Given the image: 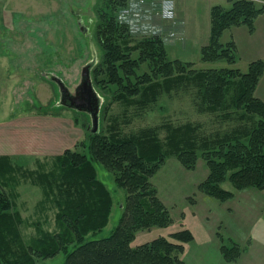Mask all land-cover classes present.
<instances>
[{"label": "trees", "instance_id": "trees-1", "mask_svg": "<svg viewBox=\"0 0 264 264\" xmlns=\"http://www.w3.org/2000/svg\"><path fill=\"white\" fill-rule=\"evenodd\" d=\"M230 2L227 8L217 5L210 10L208 44L201 48V62L233 65L237 47L233 41L221 43L223 33L244 27L252 34L256 19L264 15V4ZM98 3L95 38L102 61L90 77L93 73L94 83L111 92L113 102L126 111L136 107L144 112L163 94L195 89L199 113L215 114L228 110V92L235 87L231 105L253 122L234 133L210 137L200 133L199 124L168 122L122 134L116 120L107 134L99 127L96 133L90 132L88 145L79 143L82 152L67 149L52 158V163L39 162L36 169L15 164L14 157H0V264H38L59 255L63 264H183L179 256L194 239L187 229L132 245L137 231L166 228L171 223L169 210L151 183L170 158L188 171L202 159L208 174L197 189L221 203L234 198L233 192L221 187L225 182L236 191H264V103L254 96L264 61L251 62L245 73L233 68L194 69L193 63L171 60L164 40L156 34L141 33L137 38L138 33L119 19V13L129 7L127 0ZM143 64L149 71L139 75ZM96 164L113 174L117 188L127 193L122 217L104 238L97 235L108 225L113 199L97 177ZM22 181L41 190L39 205L50 204L56 210L55 229L42 230L36 224V235L29 240L22 234L25 220L14 200ZM217 237L222 258L236 262L243 252L239 245H224L221 236Z\"/></svg>", "mask_w": 264, "mask_h": 264}, {"label": "rangeland", "instance_id": "rangeland-1", "mask_svg": "<svg viewBox=\"0 0 264 264\" xmlns=\"http://www.w3.org/2000/svg\"><path fill=\"white\" fill-rule=\"evenodd\" d=\"M5 1L6 14L3 16L0 14V24L3 26L0 27V55L18 56L23 63L21 71L15 72L14 76L0 79V82H4L2 86L8 85L0 87V96H4L7 102L16 94L17 99L22 98L27 102L29 98L27 92L32 94L34 92L32 98L36 103H32L30 110L34 115L29 118L30 120L23 121L29 124V129H23L21 133L30 131L35 138L32 139L35 145L32 144L31 148L39 155L37 160L32 159V156H18L14 158V163L27 169H36L38 163H44L45 159L47 163H52V158L65 150L75 149L82 152L81 145L83 143L88 145L92 129L90 116L61 105L58 86L45 75L55 74L68 90L74 93L81 82L83 67L90 66L94 61L90 68L91 74V71L100 65L102 51L95 38L97 22L95 8L98 7L100 0ZM217 2L134 0L133 3L137 5H133L128 1L129 7L136 10L129 13L132 15H128V19H131L133 29L138 27L141 33L150 32L161 37L171 60L193 63L194 69L197 70L233 68L245 73L251 63H248L249 60L264 55V23L261 26L260 37L256 35L247 40L239 33V36L236 35L237 32L234 34L239 39L242 49L237 50L238 58L233 65L226 61L204 63L200 60L201 48L208 44L210 10L218 5ZM254 2L258 5L264 4V0ZM10 3L18 6V9H12ZM166 5L173 8L171 19H166L162 15L161 10ZM10 10L19 12L21 18L10 15ZM15 21L18 26L13 30ZM234 30L235 28H232L230 32H225L221 37V43L230 42L229 33ZM141 33L136 35L137 38ZM261 60L264 61V58ZM1 66L8 67L5 64ZM25 67L37 70L28 72ZM148 71L147 65L143 64L137 72L140 75ZM91 76L93 88L101 99L98 127L102 133L107 134L110 125L117 120L122 134L154 128L168 122L173 125L199 124L200 133L212 137L248 128L253 122V118L244 115L243 110L235 111L231 105L237 92L235 87L228 92L226 102L228 110L223 112L199 113V102L194 97L197 93L195 89L163 94L147 111L138 112L136 107L128 108L126 111L125 106L113 102L111 92L97 86L93 81V73ZM103 76L104 74L99 78ZM21 81L22 88H16ZM262 90L264 91V82ZM254 96L257 98L255 91ZM28 107L23 104V111ZM162 135L163 132L160 136ZM95 168L98 179L107 187L113 199L108 225L97 235V238H104L122 217L127 193L117 188L114 175L103 166L96 164ZM207 174L208 169L200 158L192 171L185 170L176 159H168L153 176L151 183L156 189L157 197L169 210L171 223L166 228L150 227L137 231L132 245L138 246L161 237L168 238L172 233L187 229L192 232L193 237L196 236V242L194 237L193 241L184 245V251L179 256L183 264L253 263L256 251H264V191L252 188L236 191L230 183L225 182L221 187L233 192L234 198L221 203L205 196L197 189ZM16 193L17 198L14 199L16 209L25 220L21 227L25 240L36 235L37 225L46 231L55 229L56 210L50 204L39 205L42 201V192L39 188H35L29 182H20L16 187ZM217 234L221 236L224 245L230 246L233 242L239 245L243 252L236 262L229 263L222 258L219 250L221 243ZM38 264H63V256L59 255Z\"/></svg>", "mask_w": 264, "mask_h": 264}, {"label": "crops", "instance_id": "crops-1", "mask_svg": "<svg viewBox=\"0 0 264 264\" xmlns=\"http://www.w3.org/2000/svg\"><path fill=\"white\" fill-rule=\"evenodd\" d=\"M211 1H215V2L218 1L217 4L225 8L229 7V3H230V0H211ZM251 1H255V0H251ZM5 6H6V1L0 0V14L2 16L6 14L5 9H4ZM10 6L12 7V9H15V10L18 9V6H13L12 3H10ZM15 10H10L11 12H9V14L12 16H15L16 18L19 16L18 19H20L21 14L19 12H15ZM263 23H264V15L259 16L256 19L255 30L252 34L248 33L247 29L244 27L235 28L234 31H231V33H229L230 34L229 38L231 41L232 40L234 41L238 51L241 50L242 48L240 47V44H239L240 42H238L239 39L237 38L236 35L239 36L240 34L242 37H244L247 40H251L256 35L260 37L261 32H262L261 26ZM16 24H17L16 21L13 22V26H12L13 30L17 28L18 25ZM0 27H3L2 24H0ZM259 28L261 29L260 32H259ZM225 32H230V30H227ZM224 33H223V36H224ZM234 34L236 35L234 36ZM263 58H264V55L260 57L257 56V58L249 60L248 63L256 61V60H261ZM22 63L23 62H21V59L18 56L15 57V56L0 55V79L4 80L6 79V77H12L16 74L15 72L21 71ZM28 63L30 64L34 63V65L36 64V62H28ZM1 64H5L8 67H5V66L2 67ZM25 69L28 72L29 71L36 72L37 70V68H33V67H25ZM263 82H264V74L257 84L255 95L257 96V98H259L260 100L264 102V91L262 90ZM3 84L4 82H0V87H4L5 85L8 86L7 84L2 86ZM17 85L18 86L16 88H22V81L19 82ZM9 86L11 87V85ZM27 95L29 97L27 98V102L26 100H23L22 98L17 99L16 97L18 96L16 94L15 96L13 95V98H10L7 102H5L6 98L4 96L2 97L0 96V157H14L15 158L18 156L19 157H25V156L31 157L32 156V159L38 158L39 154H36L35 151L31 148L32 144L35 145L34 143L35 138L33 137V135L30 133V131L26 132L25 134L21 133L23 129H26V130L29 129V124L24 123L23 121L30 120L29 118L34 115L33 111H30V110H31L32 103L33 104L36 103V101L32 98V96H34V92L33 94L31 92H27ZM23 104L26 105V107L29 106L24 111H23ZM194 237H195L194 242H196V236L194 235ZM250 264H264V251L261 252L260 250H257L253 263H250Z\"/></svg>", "mask_w": 264, "mask_h": 264}, {"label": "water", "instance_id": "water-1", "mask_svg": "<svg viewBox=\"0 0 264 264\" xmlns=\"http://www.w3.org/2000/svg\"><path fill=\"white\" fill-rule=\"evenodd\" d=\"M89 71L90 66L83 67L81 82L76 87L74 94L70 93L68 88L55 74H46L45 77L58 86L60 90V104L89 115L92 126L91 132L96 133L99 126L100 99L93 88Z\"/></svg>", "mask_w": 264, "mask_h": 264}, {"label": "built area", "instance_id": "built-area-1", "mask_svg": "<svg viewBox=\"0 0 264 264\" xmlns=\"http://www.w3.org/2000/svg\"><path fill=\"white\" fill-rule=\"evenodd\" d=\"M127 1H130V3H132L133 5H137V4H134L133 1L134 0H127ZM138 1V0H135V2ZM141 2L144 1V0H140ZM131 11H136L134 9H132L131 7H129L128 9H125L123 11L120 12L119 14V19L123 22H125L126 24L130 25V27L133 29L132 25L130 24L131 23V19L129 20L128 19V15H132L129 14ZM162 12V15L166 18V19H171L172 16H173V8L166 5L162 8L161 10ZM169 13H171V15H169ZM137 15V14H136ZM138 16V15H137ZM134 31H140V29L138 27H136L135 29H133Z\"/></svg>", "mask_w": 264, "mask_h": 264}, {"label": "clouds", "instance_id": "clouds-1", "mask_svg": "<svg viewBox=\"0 0 264 264\" xmlns=\"http://www.w3.org/2000/svg\"><path fill=\"white\" fill-rule=\"evenodd\" d=\"M169 15H171V13H169Z\"/></svg>", "mask_w": 264, "mask_h": 264}]
</instances>
